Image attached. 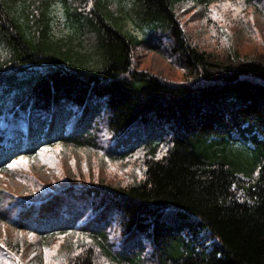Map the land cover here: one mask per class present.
<instances>
[{
	"label": "trees",
	"instance_id": "trees-1",
	"mask_svg": "<svg viewBox=\"0 0 264 264\" xmlns=\"http://www.w3.org/2000/svg\"><path fill=\"white\" fill-rule=\"evenodd\" d=\"M180 1L0 0V172L57 143L106 145L108 159H134L142 171L124 184H66L24 205L12 221L20 229L83 232L65 264H264V54L245 60L192 43L174 11ZM193 1L264 14V0ZM55 5L64 38L50 33ZM138 47L174 61L183 79L134 67ZM239 140L251 144H241L245 164L211 152ZM167 211L183 221L165 222ZM114 231L118 249L106 241Z\"/></svg>",
	"mask_w": 264,
	"mask_h": 264
},
{
	"label": "rangeland",
	"instance_id": "rangeland-1",
	"mask_svg": "<svg viewBox=\"0 0 264 264\" xmlns=\"http://www.w3.org/2000/svg\"><path fill=\"white\" fill-rule=\"evenodd\" d=\"M174 11L186 38L194 44L236 53L245 60L264 54V14L257 8L246 7L237 1H220L206 8L202 3L184 0L175 4ZM64 21L62 7L55 5L50 32L53 38L66 37L68 27ZM133 63L134 67L166 80L183 79L182 70L174 61L170 62L153 50L135 48ZM233 137L238 138V135L233 134ZM237 143L234 147L214 146L211 152L245 164L248 162L245 146L251 144L241 140ZM243 143L245 146L241 145ZM106 149V145L102 149H94L57 143L42 147L30 158H17L0 172V212L6 211L10 215L8 220L0 218V264H65L69 256L79 251L78 248L87 241L80 230L73 228L66 234L44 237L25 228L20 229L12 221L17 219L24 205L28 206V201L43 197L63 185L124 184L140 177V164L134 159H108L104 152ZM3 194L6 195L5 200ZM88 213L84 219L92 216ZM163 220L171 225L183 221L173 211L165 212ZM194 220L191 217L186 221ZM109 227L115 228L111 219L107 232ZM114 232L107 235L106 241L118 249L121 242ZM199 238L204 241L207 234L203 233Z\"/></svg>",
	"mask_w": 264,
	"mask_h": 264
}]
</instances>
